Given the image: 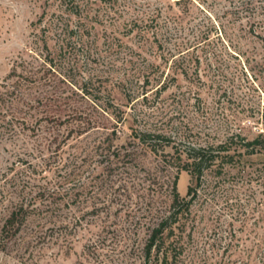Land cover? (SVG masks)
I'll return each mask as SVG.
<instances>
[{
    "label": "rangeland",
    "instance_id": "rangeland-1",
    "mask_svg": "<svg viewBox=\"0 0 264 264\" xmlns=\"http://www.w3.org/2000/svg\"><path fill=\"white\" fill-rule=\"evenodd\" d=\"M20 58L34 81L11 91ZM135 130L173 139L155 153ZM260 134L264 0H0V264H143L171 145ZM236 147L189 196L180 171L179 195L194 196L177 264H264V148ZM20 204L29 216L7 237Z\"/></svg>",
    "mask_w": 264,
    "mask_h": 264
},
{
    "label": "trees",
    "instance_id": "trees-1",
    "mask_svg": "<svg viewBox=\"0 0 264 264\" xmlns=\"http://www.w3.org/2000/svg\"><path fill=\"white\" fill-rule=\"evenodd\" d=\"M43 16L44 12L36 19L35 22H33V24L41 23ZM76 29L77 28L68 26L66 24L65 27L63 28L62 26L60 30L57 31V33L58 36L63 35L62 41H65L68 35V37H70V34L76 33L78 31ZM65 43L68 44L67 40ZM61 44L63 45V42ZM42 45L46 50L48 49L47 40L45 37L42 40ZM48 56L49 55L46 54L44 57H42L41 53L37 52V50H35L32 55L34 59L42 58L44 61L49 59ZM20 59L21 60L16 62V65L7 75L8 78L12 79H14V76L17 77L15 80H13L11 91H14L15 87L22 88L26 81H34V79H32L33 72L28 71L29 68H27L28 65L29 67H31V65L28 62H25L24 59ZM48 62L49 66H51L52 58L48 60ZM142 76V81L139 80V76L134 81L139 85L138 87L143 88L146 83L151 81V79L149 78L148 74H142ZM27 85L28 83H26L24 85L25 87L23 88L26 89ZM161 86L162 85H160L159 88ZM164 87L165 86H162V88ZM133 92V90H130L127 96L130 98L134 95ZM36 100L39 99H29V102L32 103ZM58 116V114L53 113L50 118L55 119ZM119 119L120 117L117 119V121ZM134 136L135 139H137L141 144L155 153H158L160 149L163 151V148L167 145H170V140L173 139L171 136L166 134L148 130H135ZM236 137L238 138L239 135H236ZM233 144L235 147L238 146L239 148H244L246 153H252L257 146L264 148V138L262 139L260 134L252 139L242 138L238 142L226 140L217 144L209 143L201 145L189 141L187 136H182L177 142H175V144L171 145V147L174 149L173 155L170 157V160H165L176 166V171L172 177L170 190L168 193L170 202L167 209H163L155 216L148 229V234L141 248L143 264H177L178 254H180L181 250V228L184 225V222L181 221V219L188 211L194 196L193 194V196L190 198H186V196L184 197L179 195L177 190L178 175L182 170L190 174L191 181L194 184L188 186L186 195L189 196L191 193H194L198 185L201 184L206 170L212 168L215 165L221 166L222 163L231 162L233 160L235 151L234 153L229 152L232 149ZM29 213L30 210L24 208L22 204L11 210L2 224V233L7 237L18 233L22 224L29 216Z\"/></svg>",
    "mask_w": 264,
    "mask_h": 264
}]
</instances>
